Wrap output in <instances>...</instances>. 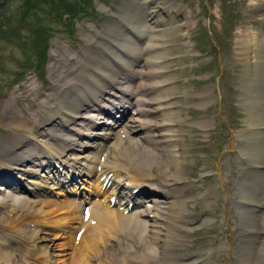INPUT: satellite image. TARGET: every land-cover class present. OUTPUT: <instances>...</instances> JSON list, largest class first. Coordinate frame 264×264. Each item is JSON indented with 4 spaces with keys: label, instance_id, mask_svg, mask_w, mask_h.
Masks as SVG:
<instances>
[{
    "label": "bare ground",
    "instance_id": "obj_1",
    "mask_svg": "<svg viewBox=\"0 0 264 264\" xmlns=\"http://www.w3.org/2000/svg\"><path fill=\"white\" fill-rule=\"evenodd\" d=\"M167 1L169 0H154L155 7L149 11V15L142 13L140 8L136 14L130 15L123 10L118 16L131 32L147 35L150 27L144 17L153 18V14L157 13L155 10L160 9L162 17L156 18L159 20L156 22H164L162 25L153 23L154 27L151 29L156 30L158 36L163 38L160 46L165 49L168 43L164 39L165 33L172 37L178 30V26L174 25L175 14L167 7ZM121 31V27L114 25L104 30L107 41L101 46L108 56L116 59L120 66L123 65L139 79L135 92L143 97V107L138 110V114L143 116L141 124H138V120L124 125L117 121L110 132L102 125L103 128L95 131L98 136L93 144L83 142V136L78 132L75 134L79 140L82 138V145H73L68 140L67 145L62 143L64 139L58 140L57 145L53 143L54 139L61 137L63 130L66 131L64 126L73 130L80 121L89 123L90 129H95V118L89 116H100V113L95 114V106H101L98 103L106 100V96L103 95L102 98V94L95 90H112V87L117 89L118 84H127L122 73L112 74L114 68L108 67L107 60L104 59L100 64L87 61L66 49V46L59 47L55 56L58 60L50 65V74L55 84L52 92L34 91L39 113L34 111L32 118L24 116L23 121L19 118L20 115L14 114L12 108L7 109L4 103L0 105L1 122L12 130L9 137L0 140V186L8 188L5 187L0 195V226L4 223L11 230L8 233L9 240L5 239L8 245L25 246L29 255L32 254V264H205L204 261L187 260L180 256V251L187 245L192 227L196 224L185 214L188 211L186 204L194 197L185 194L189 186L186 176L179 172V164L187 153L186 150L179 149V143L183 140L181 134L185 132L182 126L190 125L191 122L182 118L179 109L183 103L170 92L176 86V76L169 70V54L166 55V61H161L160 57L158 59L151 52V45H147L142 51L135 45L127 46L125 42L130 41L129 36ZM257 35L247 29V33L239 36L237 42V62L243 66V96L247 103L259 106L261 111L260 114L253 115L249 109L250 116L246 120L245 129L233 134L232 150L239 152L243 159L239 175L241 200L234 204L239 207L242 226L238 231L231 232L233 239L225 245L232 253L235 249L240 251L238 259L241 263L231 261L230 264H264V40ZM116 47L143 62L142 75L139 70L132 68L131 63L119 56ZM105 81L109 83H103ZM126 88L130 89V86ZM131 91L133 92V88ZM252 91L256 95L254 98L250 97ZM135 92L133 93L136 94ZM198 95L201 97L199 106L209 101L206 90ZM109 98L116 101L112 96ZM127 106L120 105L118 112L123 109L124 113V107ZM111 108L109 109L113 111L114 107ZM85 109L88 112H84ZM10 114H13L12 117ZM85 115L86 118L80 119ZM92 119L94 120L89 121ZM119 125L122 129L120 128L121 134L117 135L114 126ZM196 125L203 134L208 132L209 123L206 119L198 120ZM141 131L143 133L137 135ZM153 132L158 134L157 139L152 135ZM110 135L115 136V142L110 143L113 141L110 140L108 143L107 139L103 146L97 144L102 141V136ZM95 144L93 153L85 151L86 147ZM41 158L45 159V164L40 162L44 161ZM50 161L59 167H52ZM12 170L18 171L16 175L20 173L26 179L32 191L42 192L49 186L50 189H61L60 194L65 195L64 192L72 189L81 190L73 182L74 178L84 180V177L91 176L87 184L94 183L97 192L94 195L110 192L102 200L105 205L102 202L93 203L90 213L88 209L81 208V205L75 206L73 202L57 204L58 202L51 203L50 200L40 206L26 196L13 194L12 189L18 188L21 191V188L6 175ZM40 171L45 175H40ZM145 190L150 191L147 197L143 194ZM122 194L125 197L118 201L115 199L118 208L114 209L112 206L116 204H113V198ZM132 199L137 204L132 205L135 203ZM145 201L148 202L144 207L145 211L130 210ZM3 210L18 214L21 220H17L21 222L4 218ZM81 210L82 223L81 216L79 217ZM84 214L87 215L86 221L83 220ZM225 214L228 220L231 219L227 207ZM72 221L82 225V236L74 237V227L66 226ZM40 224L62 226L65 243L55 242L57 238H51ZM64 249L74 250L70 251L72 254L69 259L62 258L66 255Z\"/></svg>",
    "mask_w": 264,
    "mask_h": 264
},
{
    "label": "rangeland",
    "instance_id": "obj_2",
    "mask_svg": "<svg viewBox=\"0 0 264 264\" xmlns=\"http://www.w3.org/2000/svg\"><path fill=\"white\" fill-rule=\"evenodd\" d=\"M142 1L0 0V105L4 103L7 109L12 108L13 112L15 111L14 114L20 115L19 118L21 117L23 121L24 116L32 118L34 111L39 113L33 94L36 89L50 93L55 87L50 74V65L58 60L55 56L58 54L59 47L66 46V49L70 48V51L81 54L84 58L86 54L93 57L86 58L87 61L91 60L100 64L104 62L103 57L108 60V56L102 49L103 46L100 45V42H104L106 35L103 31L117 25L118 13L121 14L123 10L128 11L130 15L136 14V11L139 12L140 8L142 13L145 12ZM171 5L172 0L167 1V7L170 8ZM177 6L178 10L173 13L177 19L175 26L178 25V30L172 37L168 36L169 33H165L164 39L168 42L166 48H161L160 42L163 38L157 37V33L153 31L152 35L149 33L143 41H149L152 49H156V57L158 56V59L160 57L161 61H166V55L169 54L167 60L170 63L169 70L171 69L170 71L176 76L174 77L175 90L170 92L183 103L182 108L179 109L182 118L189 119L191 122L190 125L182 126L185 132L181 134L183 140L179 143V149L186 150L187 153L179 164V172L186 176V183L189 186L185 194L194 197L186 204L188 211L185 214L196 224L192 227L188 243L180 251V256L187 260L204 261L205 264H230L231 261L241 263L238 259L240 251L235 249L232 253L225 247L226 243L233 239L231 232L238 231L242 226V219L238 213L239 207L234 204L241 200L239 175L243 159L239 152L230 151L233 134L246 127V120L250 116L248 110L250 109L252 114L256 115V113L260 114L261 109L259 106L247 103L243 96L245 94L242 89L243 66L237 62L236 53L239 36L245 35L247 29L262 36L264 40V0H181L180 3L177 2ZM85 31H90L96 39L85 40L83 36ZM131 42L130 40L125 44L127 46L139 44L137 41ZM262 53L264 56V46ZM110 66L114 68L113 72L109 69L112 74H115V70H120L119 65L108 64L109 68ZM139 69L136 68V70ZM36 72L39 78L35 75ZM140 74L142 75V72ZM137 81V84L129 83L133 92L139 85V80ZM118 87L128 90L124 94L126 97L135 96L131 87L127 89V86L123 84H118L117 89ZM204 90L207 91L209 101L199 106L201 97L198 94ZM108 91L112 92H109L110 96L114 92L111 89ZM107 95L104 98L111 103L112 100L109 94ZM117 96L122 97V95ZM251 96L256 97L254 91L251 92ZM136 99L139 103L134 101L137 103V109L135 118L131 119V122L138 120V124H141L143 116L138 114V110L143 107L141 104L143 97L137 95ZM106 100L98 104L103 106L109 103ZM125 102L127 99L123 103L126 105ZM128 104L131 109L132 104ZM84 112L88 111L85 109ZM12 115L10 114L11 117ZM86 117L85 115L80 119ZM89 117L95 118L97 114ZM200 119H206L209 123L206 134H203L201 128L196 125ZM84 126L87 130H91L89 123L80 121L74 126V130L83 135V132H87ZM11 131L1 122L0 117V140L9 137ZM88 133L89 131L86 134ZM152 135L158 138L156 132ZM66 139L73 145H82L85 142H77L76 134ZM115 141L113 139L111 143ZM68 154L71 156L70 153ZM31 161L33 164V159ZM39 174L45 175L41 171ZM22 183L27 189L30 188V184ZM78 183L81 190L74 189V191H84L83 196L88 199L81 208L88 209L89 212L93 203L102 202L110 192L106 191L99 196H94L97 192L93 182L90 185ZM55 191L61 195L62 190ZM43 194L37 196L27 193L26 197L40 206L50 200L51 203L73 202L75 206H80L79 203L83 199V196H74L69 199L64 195L57 199L49 194ZM89 194H91L90 197ZM102 204L105 205L103 202ZM117 206L112 207L117 209ZM145 206L147 204L138 207L135 211H145ZM226 207L229 210V218L232 220L227 219ZM2 215L7 219L21 220L18 214H11L9 210H3ZM80 216V223H82V210ZM18 220L17 222H21ZM80 223L72 221L71 224L66 225L74 227L72 231L73 233L75 231L76 238L82 236ZM3 225L0 226V264H32V254L29 255L25 246L7 244L8 233L11 230ZM45 225L39 226L46 229L51 238L56 237L55 242L65 243L62 226ZM78 241L79 239L75 243L77 244ZM64 250L66 255L62 258L69 259L74 250Z\"/></svg>",
    "mask_w": 264,
    "mask_h": 264
}]
</instances>
